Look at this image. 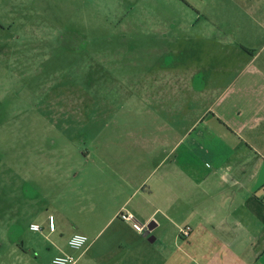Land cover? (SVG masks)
Returning a JSON list of instances; mask_svg holds the SVG:
<instances>
[{"label": "crops", "instance_id": "0c3cea01", "mask_svg": "<svg viewBox=\"0 0 264 264\" xmlns=\"http://www.w3.org/2000/svg\"><path fill=\"white\" fill-rule=\"evenodd\" d=\"M237 2L247 18L222 33L206 27L223 54L183 72L161 47V69L122 91L188 116L165 121L173 134L94 136L83 140L91 150L46 156L68 191L55 231L50 213L31 223L51 237L48 264L63 255L76 264H264V0ZM122 210L153 229L136 233ZM76 233L90 239L80 251L68 245Z\"/></svg>", "mask_w": 264, "mask_h": 264}, {"label": "rangeland", "instance_id": "374dc122", "mask_svg": "<svg viewBox=\"0 0 264 264\" xmlns=\"http://www.w3.org/2000/svg\"><path fill=\"white\" fill-rule=\"evenodd\" d=\"M237 1L0 0V264H48L51 237L30 226L49 213L58 223L68 191L46 156L91 150L94 136L173 134L165 121L188 119L122 91L161 69V47L183 72L223 54L206 27L247 18Z\"/></svg>", "mask_w": 264, "mask_h": 264}, {"label": "built area", "instance_id": "2783aa9c", "mask_svg": "<svg viewBox=\"0 0 264 264\" xmlns=\"http://www.w3.org/2000/svg\"><path fill=\"white\" fill-rule=\"evenodd\" d=\"M118 218L127 226H129L133 231L140 235H148L150 231V223H142L133 213L122 210ZM55 217L50 215L48 217V229L53 232L55 231ZM30 230L33 232H42L43 227L39 224H32ZM184 236L190 235V229H185L181 231ZM90 239L84 234L76 233L72 235L68 241V245L72 250L80 251L88 246ZM77 259L71 255L57 256L51 260L49 264H76Z\"/></svg>", "mask_w": 264, "mask_h": 264}, {"label": "water", "instance_id": "95a60500", "mask_svg": "<svg viewBox=\"0 0 264 264\" xmlns=\"http://www.w3.org/2000/svg\"><path fill=\"white\" fill-rule=\"evenodd\" d=\"M149 228H150V230H152L153 229V224H150Z\"/></svg>", "mask_w": 264, "mask_h": 264}]
</instances>
